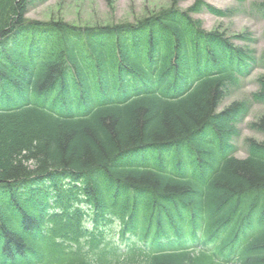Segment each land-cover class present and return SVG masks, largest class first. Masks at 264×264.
Segmentation results:
<instances>
[{
	"label": "trees",
	"instance_id": "16d2710c",
	"mask_svg": "<svg viewBox=\"0 0 264 264\" xmlns=\"http://www.w3.org/2000/svg\"><path fill=\"white\" fill-rule=\"evenodd\" d=\"M181 1L83 28L0 0V264H264V140L230 142L264 75L217 111L264 55Z\"/></svg>",
	"mask_w": 264,
	"mask_h": 264
},
{
	"label": "rangeland",
	"instance_id": "374dc122",
	"mask_svg": "<svg viewBox=\"0 0 264 264\" xmlns=\"http://www.w3.org/2000/svg\"><path fill=\"white\" fill-rule=\"evenodd\" d=\"M172 0H30L26 17L31 20L49 21L63 19L80 26H93L108 23H135L140 17L158 12L171 5ZM199 0H182L180 9L191 11ZM213 7L225 12L220 16L204 8L203 11L190 12L195 19L201 20L207 30L219 28L234 42L255 50L258 56L264 55V0H205ZM238 35L249 36L247 41ZM264 75V68H256L249 78L243 80L240 88L232 85L227 88L219 110L234 101L251 100L252 94L260 89L259 77ZM264 114V103H253L249 114L237 124L240 135L234 139L235 155L240 158L248 156L247 139L264 140V135L251 124Z\"/></svg>",
	"mask_w": 264,
	"mask_h": 264
}]
</instances>
